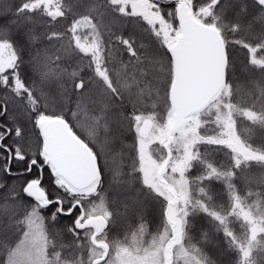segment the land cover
Wrapping results in <instances>:
<instances>
[{"label":"snow or ice","instance_id":"snow-or-ice-1","mask_svg":"<svg viewBox=\"0 0 264 264\" xmlns=\"http://www.w3.org/2000/svg\"><path fill=\"white\" fill-rule=\"evenodd\" d=\"M85 111L132 143L102 162ZM238 117L264 129V0H0V264H264Z\"/></svg>","mask_w":264,"mask_h":264},{"label":"trees","instance_id":"trees-1","mask_svg":"<svg viewBox=\"0 0 264 264\" xmlns=\"http://www.w3.org/2000/svg\"><path fill=\"white\" fill-rule=\"evenodd\" d=\"M164 3H168V0H163ZM142 43H149L147 40H142ZM237 76L239 77V83L241 84V87L244 91L249 90V86L246 83L245 77L241 74L237 73ZM92 114L90 112L85 111L81 115V120L79 122L80 130L78 131V135H81L82 139L90 140V146H94V151H98L101 154V160L103 162V154L105 152H111L115 148V152L119 153L124 144H131L132 141L130 139H125L121 142L120 146H116L113 142L109 141V138L101 132L99 129H96L95 133H93V128L95 125L92 123L90 116ZM237 133L241 136V139H246L249 143L253 144L255 147H259L261 144H264V129H261L259 126H254L251 124L250 121H247L244 118L238 117L237 118ZM115 154V153H114ZM217 159H224L223 153L217 154ZM106 173L107 170L105 169ZM253 175H259L260 169L259 166L253 167ZM107 187V185H105ZM238 188L241 187V185H237ZM253 191H261L260 188H253ZM252 202L251 200L249 201ZM0 210H3V206L0 205ZM145 226V236L144 239L148 240L150 239V236L147 235V233L155 234L157 231V228L160 224V216L158 212H152L147 219L143 222ZM140 221L129 219L126 224V231L129 230L128 226H131V231H135L137 227H139ZM234 229L237 231V233L240 232V224L236 222L233 225ZM116 231V230H115ZM115 231L113 232V236H115ZM126 234V233H125ZM119 238L122 239L123 235L119 233ZM122 236V237H121ZM117 237V236H116Z\"/></svg>","mask_w":264,"mask_h":264},{"label":"rangeland","instance_id":"rangeland-1","mask_svg":"<svg viewBox=\"0 0 264 264\" xmlns=\"http://www.w3.org/2000/svg\"><path fill=\"white\" fill-rule=\"evenodd\" d=\"M119 233H121V234L122 233H124V234L127 233V231H126V224H122L119 228L116 229L115 236H117L118 238L120 236ZM110 236H113V233H111Z\"/></svg>","mask_w":264,"mask_h":264}]
</instances>
